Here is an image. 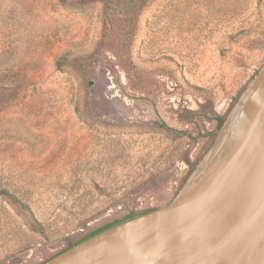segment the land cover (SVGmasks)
<instances>
[{
	"label": "rangeland",
	"instance_id": "rangeland-1",
	"mask_svg": "<svg viewBox=\"0 0 264 264\" xmlns=\"http://www.w3.org/2000/svg\"><path fill=\"white\" fill-rule=\"evenodd\" d=\"M263 69L264 0H0V264L169 205Z\"/></svg>",
	"mask_w": 264,
	"mask_h": 264
},
{
	"label": "water",
	"instance_id": "water-1",
	"mask_svg": "<svg viewBox=\"0 0 264 264\" xmlns=\"http://www.w3.org/2000/svg\"><path fill=\"white\" fill-rule=\"evenodd\" d=\"M41 264H264V69L169 205Z\"/></svg>",
	"mask_w": 264,
	"mask_h": 264
},
{
	"label": "trees",
	"instance_id": "trees-1",
	"mask_svg": "<svg viewBox=\"0 0 264 264\" xmlns=\"http://www.w3.org/2000/svg\"><path fill=\"white\" fill-rule=\"evenodd\" d=\"M221 123H222V121L219 120L218 125H217V128H219V127L221 126ZM129 218H131V217H128L127 219H129ZM116 223H118V222H115V223H113V224H116ZM113 224L107 225V226H105L104 228H101V229H98V230L92 232L91 234H89V235H88L87 237H85L84 239H86V238H88V237H90V236H92V235H94V234H96V233H98V232H101V231L105 230L106 228L112 226ZM84 239H83V240H84ZM70 246H72V244L69 245V247H70Z\"/></svg>",
	"mask_w": 264,
	"mask_h": 264
}]
</instances>
